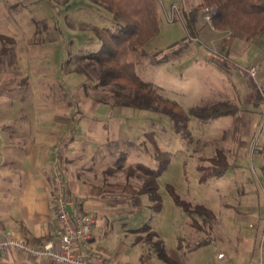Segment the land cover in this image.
I'll return each mask as SVG.
<instances>
[{
  "label": "rangeland",
  "instance_id": "1",
  "mask_svg": "<svg viewBox=\"0 0 264 264\" xmlns=\"http://www.w3.org/2000/svg\"><path fill=\"white\" fill-rule=\"evenodd\" d=\"M200 2L160 0V31L142 47L134 65L142 80L187 113L219 101L237 105L235 115L214 121L190 116L187 140L168 115L124 104L132 95L129 90L112 83L99 85L100 67L86 55L101 48L95 28L115 27L107 9L92 0H0V34L15 38L9 52L0 54L2 90L9 93L14 87L25 113L34 112L32 104L63 101L70 104L68 111L79 110L77 118L86 114L112 127V166L119 160L156 168V147L170 152L159 178L162 211L153 210L147 199L132 223L148 225L170 248L181 239V254L190 264H200L196 259L201 252L222 245L237 242L245 250L244 238H254L264 225V32L248 40L241 31L216 30L205 18L216 7L198 10ZM253 65L259 66L256 78L248 71ZM115 97L119 104H113L118 102ZM216 148L226 152L232 166L221 178L201 183L199 157L211 156ZM106 170L112 180H127L123 171ZM169 185L181 198L214 212L211 235L190 226L189 215L175 204ZM202 240L210 244L191 249ZM261 254L258 261L264 264V247Z\"/></svg>",
  "mask_w": 264,
  "mask_h": 264
},
{
  "label": "crops",
  "instance_id": "2",
  "mask_svg": "<svg viewBox=\"0 0 264 264\" xmlns=\"http://www.w3.org/2000/svg\"><path fill=\"white\" fill-rule=\"evenodd\" d=\"M2 89L0 86V240L4 231L35 245L55 237L51 170L57 157L54 149L61 146L58 157L69 190L96 219L87 245L117 264H169L155 252L146 224L132 223L133 215L149 199L138 193L140 181L112 180L106 173L112 166V119L110 128H105L95 117L82 114L77 118L79 110L68 111L70 104L63 101L32 104L34 112L28 114L13 95L14 87L9 93ZM263 229L264 225L254 238H244L245 250L235 242L231 247L204 250L196 260L200 264H262L258 258L264 247ZM172 259L180 263L175 254ZM0 264L58 263L9 250L0 251Z\"/></svg>",
  "mask_w": 264,
  "mask_h": 264
},
{
  "label": "trees",
  "instance_id": "3",
  "mask_svg": "<svg viewBox=\"0 0 264 264\" xmlns=\"http://www.w3.org/2000/svg\"><path fill=\"white\" fill-rule=\"evenodd\" d=\"M112 13L114 29L95 28L102 43L101 48L86 56L99 65V85H117L121 89L132 92L124 104L141 109L161 112L168 115L174 122L175 130L187 140H191L189 131L190 116L202 121H214L220 117L235 115L238 109L236 104L219 101L211 105L193 107L189 112L171 99L159 94L151 83L142 80L135 72L134 65L142 55V47L152 40L160 31L159 3L160 0H92ZM208 6H215L216 11L210 22L216 30H237L244 33L248 40H252L264 32V0H201L198 10ZM197 10L189 19V24L195 21ZM232 39V37H230ZM15 38L0 34V54H7ZM26 78L22 82H25ZM115 99H118L115 97ZM116 102V101H115ZM112 104V101H109ZM120 101L118 99L117 103ZM123 104V105H124ZM151 135V133H150ZM156 145V144H155ZM157 146V145H156ZM121 154L120 158H124ZM171 153L156 147V168L141 162L126 164L117 161L110 167V171H123L126 179L138 178L141 183L138 187L140 195H147L153 210L163 209L162 197L159 192V178L167 169ZM198 171L201 183L213 178H221L231 168L228 155L222 148H216L211 156H200ZM264 167V166H263ZM168 190L175 204L190 217V226L211 235L214 229L216 216L214 212L203 204L193 205L183 199L172 186ZM148 231L155 252L169 264H186L181 254L183 242L180 239L175 248H170L160 238L157 231L144 226ZM157 238L155 241L152 239ZM210 244V240L196 243L192 250ZM172 254L177 256L180 263L173 261Z\"/></svg>",
  "mask_w": 264,
  "mask_h": 264
},
{
  "label": "built area",
  "instance_id": "4",
  "mask_svg": "<svg viewBox=\"0 0 264 264\" xmlns=\"http://www.w3.org/2000/svg\"><path fill=\"white\" fill-rule=\"evenodd\" d=\"M209 11L211 14L205 17L207 20H211L215 13V10ZM258 68V65L249 68L251 77H257ZM62 149L61 146L55 147L57 157L51 170L54 181V210L57 218L55 237L43 244L35 245L11 231H4L3 239L0 240V251L16 250L33 258L49 259L58 264H117L87 245L92 237L96 219L92 214L84 211L83 204L69 190L58 157Z\"/></svg>",
  "mask_w": 264,
  "mask_h": 264
}]
</instances>
